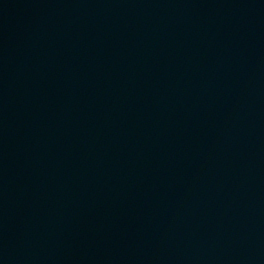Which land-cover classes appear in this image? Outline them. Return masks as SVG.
Returning a JSON list of instances; mask_svg holds the SVG:
<instances>
[{
  "label": "water",
  "instance_id": "water-1",
  "mask_svg": "<svg viewBox=\"0 0 264 264\" xmlns=\"http://www.w3.org/2000/svg\"><path fill=\"white\" fill-rule=\"evenodd\" d=\"M0 264H264V0H0Z\"/></svg>",
  "mask_w": 264,
  "mask_h": 264
}]
</instances>
